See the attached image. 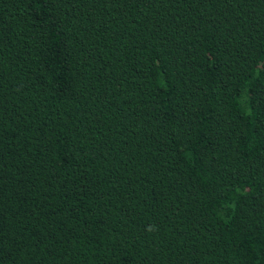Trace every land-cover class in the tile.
<instances>
[{
	"label": "trees",
	"instance_id": "16d2710c",
	"mask_svg": "<svg viewBox=\"0 0 264 264\" xmlns=\"http://www.w3.org/2000/svg\"><path fill=\"white\" fill-rule=\"evenodd\" d=\"M0 264H264V0H0Z\"/></svg>",
	"mask_w": 264,
	"mask_h": 264
}]
</instances>
